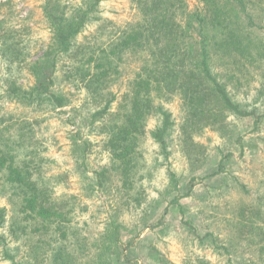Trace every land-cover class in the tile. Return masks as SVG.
<instances>
[{
    "label": "trees",
    "instance_id": "16d2710c",
    "mask_svg": "<svg viewBox=\"0 0 264 264\" xmlns=\"http://www.w3.org/2000/svg\"><path fill=\"white\" fill-rule=\"evenodd\" d=\"M131 1L135 18L130 25L105 47L92 44L85 52L76 50L74 43L82 29L99 18L97 13L102 0L67 4H61L59 0L45 1L42 14L48 25L49 38L41 54L33 60L26 58L24 46H19L22 45L20 39L11 35L19 28L8 26V20L0 16V62L3 63L0 67V105L8 100L16 108L31 106L39 109L43 101L53 107L64 106L70 99L58 88L57 72L59 61L68 57V70L63 80L74 86L82 84L89 95L104 101L91 114V123L95 120L100 123L108 160V165L99 169L89 168L90 145L83 130L70 134V153L76 164L81 192L69 194L67 199L56 198L49 191V183L42 172V162L46 158L32 149L29 155L34 158L21 164L11 152L12 144L20 142H14L8 131L14 134L15 130L19 131L18 140L23 138L24 141L30 122L14 110H0V183L15 196L12 202L16 209L12 215L14 220L9 221L11 231L20 230L28 237L48 234L57 240H66L69 225L82 212L81 208H85L79 206L77 199L99 195L103 197L102 205L106 206L101 230L92 236L76 238L78 246L88 245V261L79 260L74 252L58 247L54 263L108 264L107 260L112 258L111 264H137L124 252L139 237L138 233L128 240L123 237V231L127 229L123 207L129 205L138 210V223L149 230L162 227L166 223L165 217L177 213L180 223L191 235V241L200 246L208 245L217 256L225 259L223 264H242L245 260L239 253L243 251L255 254L259 263L264 264V205L256 208L255 218L246 219L245 224L234 223L226 232L222 231L223 227H217L201 233L197 224L186 215L183 201L191 198L199 186L207 187L206 178L230 177L231 160L244 155L241 142L244 134L230 141V124L250 118V132H253L264 119L262 104L251 109L241 106L219 79L220 72L215 70L216 65H220L227 73L238 60L247 66L259 61L257 68L264 64L261 60L264 57V0H197L191 9L186 0ZM213 53H218L219 58H213ZM20 64L33 78L26 88L12 79L13 68ZM111 83H118L113 92L107 90ZM259 93L264 96V80ZM174 99L179 102L182 116L177 144L190 166L197 165L200 160L202 164L205 153V147L195 139L196 135L210 127L224 139L215 146L219 155L216 170L205 176L192 174L185 182L170 164L174 121L162 105ZM112 105H115L114 111H111ZM150 121L154 122L152 127H149ZM146 137L157 144L166 163L165 187L149 200L147 195L139 194L143 184L138 182L140 177L144 179V174L136 172L139 143ZM232 144L239 151L237 155L231 149ZM193 169L197 171L199 167ZM232 178L237 188L249 192L245 184L234 176ZM256 189L263 191L260 184ZM158 206H162L161 212L156 214ZM218 210L219 206L214 205V213L207 214L208 220L221 214ZM237 210L235 207L231 212ZM4 212L1 207L0 226L5 221ZM231 219L223 220L228 224ZM157 252L154 264H172L165 255ZM186 264L210 262L194 256L189 257Z\"/></svg>",
    "mask_w": 264,
    "mask_h": 264
},
{
    "label": "rangeland",
    "instance_id": "374dc122",
    "mask_svg": "<svg viewBox=\"0 0 264 264\" xmlns=\"http://www.w3.org/2000/svg\"><path fill=\"white\" fill-rule=\"evenodd\" d=\"M45 1L47 0H0L2 3L0 16L8 20V26L19 28V31L11 32V35L20 39L19 44L22 45L19 46H24L28 60H33L41 54L42 48L49 38L48 25L42 14ZM78 1L59 0L61 4L77 3ZM186 1L190 9L197 4V0ZM97 16L99 17L97 20L88 23L77 35L74 43L77 46L76 50L85 52L92 44L93 46L94 44L100 45L99 47L102 48L110 41L116 40L135 18V10L131 0H102ZM213 58H219V54L213 53ZM261 60L264 61V57ZM68 61V57L62 58L58 63L57 72L59 74L58 88H61V91L66 93L70 99L64 106L53 107L43 101L38 106L39 109H34L31 106L16 108L8 100H4L0 105L1 111L14 110V113L24 115L30 122L29 131L24 141L23 138L18 140L19 131L15 130L16 134L11 133V130L8 131L10 132L8 135L13 138L14 142H20L18 145L12 144L11 152L21 164L27 159L34 158L29 155V151L32 149L36 150L39 156H44L46 160L42 162L44 169L42 172L49 183V191L59 199H67V195L81 192L75 169L76 164L70 153L68 138L70 134L78 129L83 130L90 145L87 158L89 168L99 169L102 165H108L107 154L103 149L105 135L100 131L98 120L91 123V114L94 110L99 109L104 101H100L101 99L97 96L89 95L82 84L74 86L71 82L63 80L67 74ZM242 62L238 60L233 69H228L227 73L226 69L223 70L220 65H216L215 70L220 72L219 79L225 83L234 100L249 109L262 104L260 108L264 112V96L259 93L264 80L262 74L264 64L257 68L259 61L254 64L248 63V66ZM1 65H3L2 62H0V67ZM12 74V79L23 88L30 86L33 82L30 72L22 64L13 68ZM117 84L111 83L107 90L113 92ZM162 105L171 113V119L174 121L173 132L170 136L172 151L170 164L181 177L182 182H185L192 174L205 176L214 172L219 160L215 146L224 140L219 132L207 127L201 134L195 136V139L204 145L205 153L202 164H200V160L196 163L197 165L192 167L177 144L178 124L182 117L179 102L174 99L171 102L165 101ZM114 110L115 105H112L111 111ZM109 118L107 119L109 120ZM153 124L154 122L150 121L149 127H152ZM251 124V119L247 118L245 121L232 122L229 126L230 141H233L236 136L244 134L241 139L244 145V155L231 160L228 169L231 176L208 177L205 179V182L208 183L207 187L199 186L191 198L183 200L186 205V215L197 224L201 233L217 227H223L222 231L226 232L234 223L245 224L248 222L246 219L255 218L256 215L253 214L256 212V208L264 205V119L259 122L253 132H250ZM7 143L11 142L7 141ZM231 149L234 155L238 154L239 151L235 144L231 145ZM138 150L136 172L144 174V179L140 177L141 181L138 182V184H143L139 189V194L147 195V200H149L155 198L158 191L160 192L165 187L166 163L158 152L157 144L150 137L140 141ZM194 167H199V169L193 171ZM232 176L245 184L249 192L244 193L237 188ZM259 184L263 187V191L256 189ZM14 200L13 191L6 190L0 183V208L4 207L5 209V221L0 226V264H59L53 262L58 247L74 252V256L79 260L87 259L88 261L90 257L86 248L88 245L78 246L76 238L92 236L101 230L106 215L104 212L106 206L102 205L103 197H99V195L80 196V199H77L80 203L79 206H85V208L82 207V212H79L73 219L69 225L68 237L62 241L57 240L54 235L43 234L28 237V235H22L20 230L12 232L9 221L14 220L12 217L16 210L12 204ZM214 205L219 206L217 212L221 214L216 215L217 217L215 216L213 220H208L207 214L214 213ZM158 207H160L159 210L157 213L153 211L154 214L161 212L162 206ZM235 207L238 209L237 212H231ZM154 208H156L155 204ZM123 210L127 228L123 231L124 239L128 240L136 233L139 235L134 239L132 246L124 251L127 252L132 262L154 264L155 256L159 251L172 264H186L188 258L194 256L205 258L210 264H223L225 259L217 256L208 245L200 246L195 241H191V235L180 223V215L177 213L165 217L166 223L162 227L149 230L142 228L138 223V210L129 205H125ZM228 217L232 219L227 224L223 219ZM239 256L245 260L242 264H260L257 256L250 252H240ZM111 260L112 258L107 260V263L111 264Z\"/></svg>",
    "mask_w": 264,
    "mask_h": 264
}]
</instances>
